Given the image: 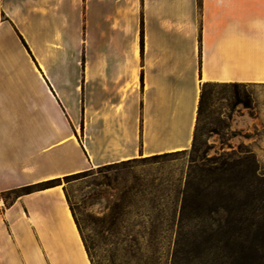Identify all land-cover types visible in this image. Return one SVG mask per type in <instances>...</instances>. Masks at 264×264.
<instances>
[{
    "label": "crops",
    "instance_id": "0c3cea01",
    "mask_svg": "<svg viewBox=\"0 0 264 264\" xmlns=\"http://www.w3.org/2000/svg\"><path fill=\"white\" fill-rule=\"evenodd\" d=\"M264 84V0H0V264H91L60 184L190 146L202 82Z\"/></svg>",
    "mask_w": 264,
    "mask_h": 264
},
{
    "label": "rangeland",
    "instance_id": "374dc122",
    "mask_svg": "<svg viewBox=\"0 0 264 264\" xmlns=\"http://www.w3.org/2000/svg\"><path fill=\"white\" fill-rule=\"evenodd\" d=\"M223 158L242 167L253 158L264 186V84L210 83L195 117L194 148L190 144L61 177L91 264H170L185 187L190 184L195 195L206 183L200 168ZM234 185L228 183L229 191L238 190ZM246 196L241 192L239 199ZM257 204L264 205V190Z\"/></svg>",
    "mask_w": 264,
    "mask_h": 264
},
{
    "label": "trees",
    "instance_id": "16d2710c",
    "mask_svg": "<svg viewBox=\"0 0 264 264\" xmlns=\"http://www.w3.org/2000/svg\"><path fill=\"white\" fill-rule=\"evenodd\" d=\"M210 83L212 82L205 81L200 86L197 116L205 100L206 87ZM219 83L231 86L244 84ZM242 103L245 106L250 104L249 101ZM194 131L195 124L192 148ZM240 169L246 172H239ZM200 172L205 185L196 189L195 195L190 193V184H187L184 190L170 264H264V205L257 204L264 186L263 179L257 173L256 161L249 158L242 167L240 161L229 163L224 158L214 159L209 165L201 167ZM236 172H239L240 176L233 177ZM59 181L60 178H53L13 188L4 195L9 197V203L20 194L50 187L59 184ZM230 181L235 182L234 186L238 190L229 191L227 185ZM241 192L247 195L243 200L239 199ZM193 200H201L207 204L191 205Z\"/></svg>",
    "mask_w": 264,
    "mask_h": 264
},
{
    "label": "built area",
    "instance_id": "2783aa9c",
    "mask_svg": "<svg viewBox=\"0 0 264 264\" xmlns=\"http://www.w3.org/2000/svg\"><path fill=\"white\" fill-rule=\"evenodd\" d=\"M0 204L2 205V200L0 199Z\"/></svg>",
    "mask_w": 264,
    "mask_h": 264
}]
</instances>
